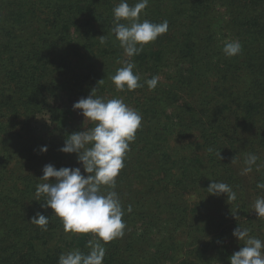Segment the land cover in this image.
Listing matches in <instances>:
<instances>
[{
    "label": "trees",
    "instance_id": "16d2710c",
    "mask_svg": "<svg viewBox=\"0 0 264 264\" xmlns=\"http://www.w3.org/2000/svg\"><path fill=\"white\" fill-rule=\"evenodd\" d=\"M119 3L0 0V264H57L61 253L88 251L91 233L66 234L55 216L47 231L29 221L52 215L35 196L45 165L87 175L75 153L59 149L93 126L69 123L73 104L94 88L143 117L117 177L126 229L104 245L103 264H230L241 246L227 232L231 220L264 240V218L252 210L264 196L256 187L264 182V0H150L140 20H167L168 31L131 60L141 83L159 82L130 92L110 79L128 59L110 35ZM233 39L242 52L227 57L222 47ZM58 94L71 108L52 100ZM245 153L259 156V171L240 175ZM211 180L231 185L237 199L208 195Z\"/></svg>",
    "mask_w": 264,
    "mask_h": 264
},
{
    "label": "clouds",
    "instance_id": "9594fccd",
    "mask_svg": "<svg viewBox=\"0 0 264 264\" xmlns=\"http://www.w3.org/2000/svg\"><path fill=\"white\" fill-rule=\"evenodd\" d=\"M150 0H137L129 5L127 0L112 9L113 27L110 35L118 41L124 56L128 59L117 60L119 67L110 79L118 92L134 91L145 85L151 91L159 82L158 76L144 80L134 72L136 67L131 58L139 55L146 45L155 41L168 31V21L154 23L147 19L140 20V14L149 6ZM123 21V22H122ZM101 45L108 43V36L98 37ZM242 44L238 39L228 40L223 44L222 51L227 57L238 56L242 52ZM103 79L98 81V85ZM97 88L92 89L87 98H81L73 104L85 119L93 126L87 130L67 136L64 145L59 149L63 153L77 156L81 167H62L45 165L43 175L36 185V200L43 201L41 208L51 209L52 215L45 216L37 212L29 221L43 231H47L50 218L55 216L63 225L66 234H89L93 239L86 243L87 252L73 249L61 253L57 264H103L106 255L105 244L122 238L126 229L123 220L125 209L119 193L116 191L117 177L125 166L130 144L135 140L137 130L142 125V115L138 110L126 104L123 98H105L96 95ZM47 146L40 148L46 153ZM209 152L213 149L209 148ZM222 159L220 151L216 153ZM259 156L245 153L240 175H248L255 168L259 171ZM234 157L231 163H236ZM207 187L208 195H227V201H235L237 192L232 186L211 180ZM256 187L264 190V182ZM41 197L43 199L41 200ZM257 218H264V196H257L252 204ZM132 207H127L131 212ZM232 213V212H231ZM232 215L236 217V213ZM232 235L239 241L240 249L230 257V264H264V240L252 235L247 227L238 226Z\"/></svg>",
    "mask_w": 264,
    "mask_h": 264
},
{
    "label": "rangeland",
    "instance_id": "374dc122",
    "mask_svg": "<svg viewBox=\"0 0 264 264\" xmlns=\"http://www.w3.org/2000/svg\"><path fill=\"white\" fill-rule=\"evenodd\" d=\"M116 41V40H115ZM117 43H118V41H116ZM118 45H119V43H118ZM59 94L57 95V97L55 98V97H53V99L52 100H56V99H58L60 102H62V103H64V100H66V98L65 97H59ZM66 104H67V107L68 108H71V106L68 104V102H67V100H66ZM46 116V120H48V115H45ZM75 118V119H74ZM74 118L71 120V122L69 123L70 124V126L72 125V126H74L75 128L77 127H79V126H82L81 124H86V122H84L83 123V121H84V117H83V115L80 113V111L79 110H74ZM44 119V116H40V118H38L37 119V122H36V127L37 126H39V124L41 123V121ZM42 124V123H41ZM71 126V127H72ZM73 127V128H74ZM191 136H195V135H191ZM190 135H189V137H191ZM236 223H232V220L230 221V222H228L227 223V225H229V227H228V231L227 232H233V230L235 229V225ZM237 227V226H236ZM207 236H206V240H207V238H208V234H206ZM41 244V241L39 242V245L37 246L38 248H40L42 245H40Z\"/></svg>",
    "mask_w": 264,
    "mask_h": 264
}]
</instances>
